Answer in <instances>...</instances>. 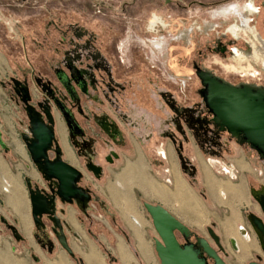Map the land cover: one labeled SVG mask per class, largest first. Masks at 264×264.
<instances>
[{
	"label": "rangeland",
	"instance_id": "1",
	"mask_svg": "<svg viewBox=\"0 0 264 264\" xmlns=\"http://www.w3.org/2000/svg\"><path fill=\"white\" fill-rule=\"evenodd\" d=\"M247 4L254 9L250 11L248 7L244 15L261 37L250 31L235 32L234 25L245 27L239 16H213L225 7L239 10ZM154 40L167 41L168 49L159 52L153 48ZM200 68L235 85L264 88V0H0V132L7 147L3 154L13 164L22 163L24 157L36 167L22 138L28 131V114L22 100L15 98V82H20L29 91L30 103L38 110L40 103L48 105L44 111L47 108L52 114L55 126L62 123L101 169L99 177L87 169L86 158L76 153L68 139L67 145L78 159L77 168L84 174L81 186L99 197L89 204L87 210L92 211L94 218L84 216L83 227L104 264H119L113 252L117 245L113 232L119 234L124 229L123 222L114 221L109 189L117 188L115 180L139 156L149 177L157 179L160 167L170 170L165 154L164 158L159 155L160 166H156V115L164 119L169 133L184 137L183 142L188 139V132L204 145L205 140L197 139V134L207 131L221 139L201 94L204 86L196 73ZM227 71L245 77L230 78ZM64 108L72 112L82 128L81 137L72 133ZM101 119L110 130L100 123ZM147 130L153 134V141L140 148L137 145L136 156L133 144H142L140 140ZM187 148L183 143L177 146L180 173L206 204L209 197L194 178V161L186 156ZM114 153L116 157L111 162L109 156ZM260 178L264 179V169ZM252 184L256 190L264 189V181ZM41 186L47 188L43 178ZM118 194L111 192L113 198H118ZM128 196L138 203L146 222L144 233L159 238L144 207L146 201L156 204L155 197L142 193L136 185ZM251 200L248 213L263 217L255 198ZM127 210L135 213L132 206ZM207 226L212 227V222L200 227L201 232L197 228L190 230L189 242L196 248L204 235L212 240ZM47 234L48 229L44 237ZM177 237L181 244L188 243L183 235L177 233ZM210 243L218 250L213 240ZM125 247L135 254L133 244ZM153 249L156 254L155 246ZM225 251L227 254L219 250L228 264H241L238 258L244 254L232 250L228 253L227 248ZM249 261L264 264V250L253 252L246 264ZM155 264H161L159 258Z\"/></svg>",
	"mask_w": 264,
	"mask_h": 264
},
{
	"label": "crops",
	"instance_id": "2",
	"mask_svg": "<svg viewBox=\"0 0 264 264\" xmlns=\"http://www.w3.org/2000/svg\"><path fill=\"white\" fill-rule=\"evenodd\" d=\"M155 122L156 166H160L158 165V157L164 158L165 154L168 159L166 167L169 166L170 170L160 167L156 172L158 180L147 176L148 173L143 166L144 160L142 156H139V148L153 141V134L147 130L144 139L142 137L140 140L142 144H133L134 152L136 156H139L138 160L127 164L115 180L114 186L117 188L111 187L109 189L115 211L114 221L115 223H124V229L118 231L119 234L116 231L113 232L117 243L116 251L113 249V252L116 253L117 261L119 264H138V262L140 264H155L158 259L157 253L153 252L155 237L144 233L146 222L141 217L142 214L137 201L134 202L130 197V205L125 201L130 188L136 185L142 193L155 197L156 204L168 209L190 230L197 228L201 232L200 227L212 222V228L219 236L223 246L227 248L228 253L232 250L230 240L232 238L237 239L240 250L236 252L244 254L243 258L242 256L238 258L240 259L239 262L246 264L247 260L252 258L253 252H258L259 249L264 250L263 243L259 240L254 227L248 220V216L251 214L248 212L253 204L251 199L254 197L253 192L256 191L252 182L264 181L260 178L264 169V159L250 144L242 142V139L236 138L226 131H219L220 140H217L218 136H213L212 133L197 134V139L205 140L206 144L204 145L203 143L200 144L198 140L195 141L190 132H188L189 140L186 138L185 142L181 140H184V137L180 134L169 133L162 117L156 115ZM0 133L2 140L3 134ZM65 135L67 144V131H65ZM60 140L63 145V159L77 168L78 159L75 153L70 150L75 157V161H71L68 158L61 135ZM144 140L145 142H143ZM181 143L189 148L186 150V156L195 162H193L195 166L194 178L201 182V187L205 189L204 195L209 197L206 204L199 192L180 173L177 146ZM3 144H0V264H104L101 253L97 252L94 245L87 240L83 227V220L86 217L93 219L94 215L90 210H83L81 203L62 204L57 201L56 205L57 214L60 220L65 223V232L73 256L53 236L51 237L53 241L48 240L45 242L46 244L40 241L42 230L39 229L40 227L35 223L32 216V205L26 178H29L33 183L42 185V174L35 164L33 165L36 167H32L24 157L22 163L13 164L6 161L3 150H6L7 147L5 143ZM137 145H140L139 148ZM149 159L150 157H148ZM145 163L147 164V159ZM148 164L152 165L151 161ZM138 173L146 183L140 180ZM151 182L161 188L158 189L161 191L158 195H155L148 186ZM178 186L182 188V196L177 195ZM111 192L112 194L119 192V197L113 198ZM98 198L93 193L89 204L93 202V199L98 200ZM127 205L128 207L132 206L135 215L126 213ZM254 210L257 212L255 208ZM84 216L85 218H83ZM134 218L139 222V225L134 221ZM13 219H15L14 223ZM45 221L48 226V233L51 235L52 223L47 219ZM9 225L14 228L13 234L9 230ZM240 226L247 230V240H244L239 233ZM208 228L209 226H207V230ZM204 236L210 242L213 240L207 238L206 235ZM125 244L128 246L133 244L134 255L131 250L128 252ZM95 254L96 256H94Z\"/></svg>",
	"mask_w": 264,
	"mask_h": 264
},
{
	"label": "water",
	"instance_id": "3",
	"mask_svg": "<svg viewBox=\"0 0 264 264\" xmlns=\"http://www.w3.org/2000/svg\"><path fill=\"white\" fill-rule=\"evenodd\" d=\"M196 73L204 86L201 94L207 108L213 114L214 124L221 132L226 131L242 139V142L250 144L264 159V88L244 83L235 85L207 69L200 68ZM29 108L27 114L32 137L29 139V135L23 134L22 138L33 163L47 185L45 188L26 178L32 216L40 230L46 228L45 219L50 221L53 238L73 256L65 232V223L57 214V201L62 204L90 201L91 191L80 184L83 172L64 160L59 150L56 151L55 158L50 156L49 149L55 139L53 127L42 119L39 111H32ZM67 120L73 123L68 117ZM0 144L4 145L1 133ZM87 168L97 177L100 176L101 169L97 165H88ZM253 196L263 213V217L254 213L249 215L252 226L259 236L260 233L264 234V193L258 195L253 192ZM144 207L159 236L155 238V250L161 264H210L206 257L201 256L202 250L214 259V264H228L219 252V250L225 252L226 248L212 227L208 228V232L218 250L205 237L198 239L200 247L196 248L189 242L191 234L189 227L168 209L151 202H144ZM177 233L183 235L188 243L181 244ZM259 238L261 239V234ZM231 243L235 246L233 240ZM248 264L262 263L252 261Z\"/></svg>",
	"mask_w": 264,
	"mask_h": 264
},
{
	"label": "flooded vegetation",
	"instance_id": "4",
	"mask_svg": "<svg viewBox=\"0 0 264 264\" xmlns=\"http://www.w3.org/2000/svg\"><path fill=\"white\" fill-rule=\"evenodd\" d=\"M248 7H249V9H250V11H252L253 9H254V7L252 6V4H247L246 5V7L243 9L242 7L241 8H239V10H238V8L236 9V8H230V7H225L224 9H221L220 11H223V13H220V11L217 13V11L216 12H214L215 14H213V16L214 17H222V16H228V15H234V16H239L240 17V20H244V24H243V26L245 25V27L244 28H242V27H240V26H237V25H234L233 27H232V29H234L235 30V32L236 31H250L252 34H255L256 35V37L258 36V37H261V35H258L256 32V30H254L253 29V27H251V24H250V20H249V18H248V16H245L244 15V12L243 11H248L249 9H248ZM246 14V13H245ZM250 26V27H249ZM247 28H249V29H247ZM255 35H254V37H255ZM191 37H192V35H191ZM179 37H177V40H179L178 39ZM153 42H155L156 43V45H155V43H153ZM159 42H161V41H152V44H153V48H155L156 50H158L159 52H161V53H164V51H166L167 49H168V43H167V41L166 42H161V46H159L158 44H159ZM174 44L175 43H177L176 41L175 42H173ZM173 43L171 44V45H173ZM174 47V46H173ZM153 51H154V49H153ZM172 52H173V50H171ZM175 55H178V54H176V51H175ZM95 58H99V56H95ZM178 61V60H177ZM178 63V62H177ZM178 73V72H177ZM226 74H227V77H232V78H234V79H244V77L245 76H243V75H236V74H234V73H232V72H229V71H227V72H225ZM223 79H225L226 81H228V82H230L229 80H227L226 78H224V77H222ZM15 85H16V87H15V98L16 99H20V100H22V107L24 108V110H26V112H27V109L29 108V109H31L32 111H39V113L41 114V117H42V119L45 121V122H47L51 127H53V130H54V133H55V139H54V141H53V144L51 145V148L49 149V154H50V156L52 157V158H55V155H56V151L57 150H59L60 152H61V156H63V145H62V142H61V140H60V136H58V128H59V133H60V135H61V138H62V140H63V142L65 143V146H66V151H67V155H68V158L71 160V161H75V157H74V155L72 154V152L70 151V149L68 148V146H67V144H66V135H65V129H64V127H63V125H62V123H60V125H57V127L55 126L57 123H55L52 119H53V117H52V114L50 113V112H48V110H47V108H46V112L44 111L45 110V106H48V105H45L44 103H40V108H41V110H38V108H36V106H35V104H32V103H30V101H32L31 100V98H30V94H29V91H28V89H27V87H25L23 84H21L20 82H15ZM49 90H51L50 88H48ZM59 102V101H58ZM62 103V102H61ZM60 107H62V105L60 106ZM63 112L66 114V116L68 117V118H70L72 121H73V123H69V121L67 120V117H66V121H68V123H69V126H73L72 127V133H74V132H76V134H77V136L78 137H81L83 134H82V128L79 126V124H78V122H77V120H76V118L73 116V114H72V112H69L68 110H66L65 108H64V110H63ZM28 117V116H27ZM207 132V131H206ZM205 133V132H204ZM23 134H27V135H29V139H31V137H32V135H31V132H30V124H29V119H28V131H27V133L26 132H24ZM22 134V135H23ZM67 134H68V139H69V143L73 146V148L75 149V151H76V153L79 155V156H84L85 158H86V162H85V166L87 167L88 165H92V164H94L91 160V158H90V154H89V151L87 150V151H85V152H83V150L81 149V144L80 143H78L73 137L71 138V135H69V132H67ZM71 138V139H70ZM86 142H84V144H85ZM88 149V148H87ZM82 152H81V151ZM19 151H21L22 152V148L21 147H19ZM75 153V154H76ZM113 157H116V154L114 153V154H112V157L111 156H109V159H110V161L112 162L113 161ZM63 158V157H62ZM88 169V168H87ZM34 174V173H33ZM95 174V173H94ZM262 193H264V189H261V190H256V191H254V194H258V195H260V194H262ZM254 198H255V196H254ZM256 200V199H255ZM257 201V200H256ZM82 204V207H83V210H87V208H88V206H89V201L87 202H82L81 203ZM259 204V203H258ZM260 206V205H259ZM261 208V207H260ZM262 211V210H261ZM263 214V213H262ZM248 220H249V222L251 223V225L253 224L252 222H251V220L249 219V216H248ZM13 221V223L15 222V219H13L12 220ZM46 228L48 229V226H47V224H46ZM46 228H44V229H42L43 231H41V234H42V236L40 237V241L43 243V244H46L45 242H47L48 240H52L51 239V237L49 238L48 236L47 237H45L44 238V231L45 230H47ZM9 230L11 231V233L13 234V232H14V228H12V226H10L9 225ZM260 233V232H259ZM49 234V233H48ZM47 234V235H48ZM260 234H261V239L259 238V236H260ZM259 234V236H258V238H259V240L263 243V247H264V234H262V233H260ZM49 245L51 246V244L49 243ZM231 245V244H230ZM231 249H232V251L233 252H236L235 250H233V248L231 247ZM202 250V249H201ZM239 250H240V248H239ZM224 254H227V252L225 251V253ZM201 256H204V257H206V259H207V261L210 263V264H214V259L213 258H211L210 256H208L203 250L201 251Z\"/></svg>",
	"mask_w": 264,
	"mask_h": 264
},
{
	"label": "bare ground",
	"instance_id": "5",
	"mask_svg": "<svg viewBox=\"0 0 264 264\" xmlns=\"http://www.w3.org/2000/svg\"><path fill=\"white\" fill-rule=\"evenodd\" d=\"M225 80V79H224ZM100 123L103 125V126H105L106 128H107V130H110V128L108 127V124L104 121V119H101L100 120ZM141 171H142V169H141ZM139 172H140V170H139ZM143 173V172H142ZM138 175H139V173H138ZM142 177H144V176H142ZM145 177H147V176H145ZM139 178H141V176L139 175ZM148 178V177H147ZM134 179V178H133ZM132 179L130 178V181H131ZM140 180H143L142 178L140 179ZM144 181V180H143ZM14 182H15V180H14ZM145 182V181H144ZM149 182V181H148ZM146 183V182H145ZM134 184V183H133ZM148 186H150V188L152 189V191H153V193H155V195H158L161 191H159L158 189H161V188H158L159 186H157V185H155V183H153V182H151ZM145 188V187H144ZM177 195L178 196H182V194H181V192H182V188L180 187V186H178L177 187ZM125 201L128 203V205H130L131 204V199L129 198V196H127L126 195V197H125ZM128 205H127V207H128ZM127 209V208H126ZM126 211V210H125ZM128 211V210H127ZM127 211H126V213H127ZM125 213V212H124ZM134 221H136L137 223H138V225H139V222L134 218ZM240 228V230H239V233L241 234V236H243V239L244 240H247V238H248V234H247V230L243 227V226H240L239 227ZM137 230V229H136ZM135 230V231H136ZM141 232V231H140ZM138 234V233H137ZM139 236H140V234H139ZM246 238H245V237ZM141 238V237H140ZM233 240V242H234V244H235V246L231 243V241ZM230 244H231V247L233 248V250H235V251H237V250H239V245H238V242H237V239H235V238H232L231 240H230ZM92 252V251H91ZM92 254V253H91ZM90 255V254H89ZM94 256H96V254L94 255ZM93 258H96V257H93Z\"/></svg>",
	"mask_w": 264,
	"mask_h": 264
},
{
	"label": "built area",
	"instance_id": "6",
	"mask_svg": "<svg viewBox=\"0 0 264 264\" xmlns=\"http://www.w3.org/2000/svg\"><path fill=\"white\" fill-rule=\"evenodd\" d=\"M52 236H53V233H52V231H51V235L48 234V237L50 238V237H52ZM51 239H53V238H51Z\"/></svg>",
	"mask_w": 264,
	"mask_h": 264
}]
</instances>
